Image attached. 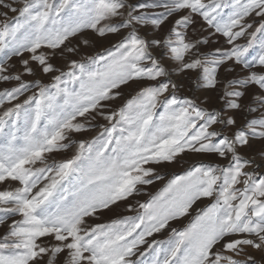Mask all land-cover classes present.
I'll list each match as a JSON object with an SVG mask.
<instances>
[{
  "label": "rangeland",
  "instance_id": "374dc122",
  "mask_svg": "<svg viewBox=\"0 0 264 264\" xmlns=\"http://www.w3.org/2000/svg\"><path fill=\"white\" fill-rule=\"evenodd\" d=\"M0 264H264V0H0Z\"/></svg>",
  "mask_w": 264,
  "mask_h": 264
}]
</instances>
